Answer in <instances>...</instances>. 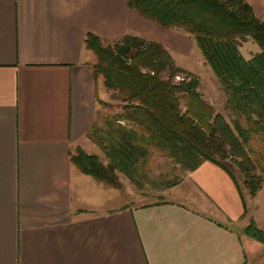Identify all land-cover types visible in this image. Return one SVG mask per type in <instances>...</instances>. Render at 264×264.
I'll return each mask as SVG.
<instances>
[{
	"label": "crops",
	"instance_id": "obj_1",
	"mask_svg": "<svg viewBox=\"0 0 264 264\" xmlns=\"http://www.w3.org/2000/svg\"><path fill=\"white\" fill-rule=\"evenodd\" d=\"M248 1L263 18L264 0ZM157 25L128 0H0V264H264L219 164L189 169L178 201L133 205L70 159L98 153L86 132L108 94L86 32L158 40Z\"/></svg>",
	"mask_w": 264,
	"mask_h": 264
},
{
	"label": "trees",
	"instance_id": "obj_2",
	"mask_svg": "<svg viewBox=\"0 0 264 264\" xmlns=\"http://www.w3.org/2000/svg\"><path fill=\"white\" fill-rule=\"evenodd\" d=\"M128 4L162 27L193 36L227 92L226 107L236 117L229 121L203 98L199 76L178 65L162 41L131 32L108 39L88 31L84 41L95 54L94 75L102 77L118 100V110L86 132L106 160L76 147L71 161L105 183L119 186L123 173L142 186L143 170L157 149L188 169L207 159L219 164L244 198L236 167L250 194L256 195L264 187V148L256 151L250 141L255 135L264 138V17L256 15L248 0H128ZM248 40L259 44L250 56L242 50ZM243 117L247 125L240 122ZM245 232L264 244V228L254 219Z\"/></svg>",
	"mask_w": 264,
	"mask_h": 264
},
{
	"label": "rangeland",
	"instance_id": "obj_3",
	"mask_svg": "<svg viewBox=\"0 0 264 264\" xmlns=\"http://www.w3.org/2000/svg\"><path fill=\"white\" fill-rule=\"evenodd\" d=\"M152 33L156 34L171 51L175 62L196 73L200 78L199 90L202 92L203 98L208 102L212 103L217 111L222 112L226 118L232 122L236 117V114L232 110L226 107L228 95L223 88L221 82L216 77L211 66L206 61L201 49L198 47L193 36L184 30H178L174 28H166L161 25H157V30L152 29ZM259 49L257 42L248 40L243 44L242 50L250 56ZM182 74L180 73V76ZM182 77V76H181ZM180 77V78H181ZM176 76V79H180ZM105 85L102 82L100 84V95L104 96ZM110 92V93H109ZM106 100L108 104L100 105L98 112L97 122L99 125L103 123L104 117L108 114H112L118 110V100L115 98L111 91L106 94ZM240 122L243 125H247L245 118L243 117ZM254 140L251 139L250 144L252 149L261 151L264 148V138L262 135H255ZM91 139V138H90ZM96 144V142L92 139ZM97 146V145H96ZM97 154L103 160H106L102 149L97 146ZM189 169L186 165L176 161L171 156L163 153L157 149L153 151L150 156V160L147 163V168L143 170L142 186L136 184L127 175L119 173V179H121L122 187L121 192L129 198V194L126 191L128 188L132 190L131 203L133 205H140L144 203L160 202L165 200H180L182 199L175 191V185L180 183ZM235 174L241 185L242 193L245 197L247 214L244 217L243 224H237L242 226L240 230L245 232V227L254 219L260 228H264V187L261 188L256 195L250 194L248 187L243 182V175L239 172L238 168L234 169ZM129 190V189H128ZM185 199V198H184ZM189 199H185L188 201ZM212 215H216L215 212H210ZM233 225H235L233 223ZM245 244L248 245L246 248L249 251V259L254 260L257 257H264V244L260 240L248 236H245ZM247 237V239H246ZM250 240V241H247ZM261 246V247H259Z\"/></svg>",
	"mask_w": 264,
	"mask_h": 264
},
{
	"label": "built area",
	"instance_id": "obj_4",
	"mask_svg": "<svg viewBox=\"0 0 264 264\" xmlns=\"http://www.w3.org/2000/svg\"><path fill=\"white\" fill-rule=\"evenodd\" d=\"M178 78H180L181 76L180 75H177Z\"/></svg>",
	"mask_w": 264,
	"mask_h": 264
}]
</instances>
